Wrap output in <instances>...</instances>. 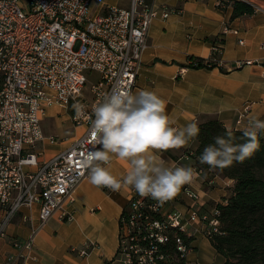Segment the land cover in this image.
Here are the masks:
<instances>
[{"label": "built area", "instance_id": "1", "mask_svg": "<svg viewBox=\"0 0 264 264\" xmlns=\"http://www.w3.org/2000/svg\"><path fill=\"white\" fill-rule=\"evenodd\" d=\"M105 2L0 0V239L6 238L20 209L36 202L41 205L40 227L57 213L73 218L67 205L75 201L77 187L88 178L81 161L102 146L94 144L91 120L77 119L74 111L73 122L86 125V131L63 151L42 160L39 142L59 140L45 134L43 117L53 105L71 108L76 102L92 116L94 106L114 88L134 93L151 23L173 11L167 4L149 0H132L123 8L107 5V12L95 7H104ZM222 48L221 41L214 44L203 66H222ZM196 63V57H190L187 66ZM236 63L242 67L255 62L238 59ZM90 71L98 77L89 98L84 89ZM253 105L254 101L243 105L240 124ZM194 169L198 175L204 173L199 165ZM131 192L120 218L118 253L123 264H187L193 249L190 226L201 223V231L210 239L224 233L218 207L204 213L192 207L183 210L176 198L161 205L140 197L134 189ZM182 193L195 201L201 196L190 185L182 187ZM38 229L33 228L25 247L32 246ZM95 245L89 241L79 253L86 255Z\"/></svg>", "mask_w": 264, "mask_h": 264}, {"label": "crops", "instance_id": "2", "mask_svg": "<svg viewBox=\"0 0 264 264\" xmlns=\"http://www.w3.org/2000/svg\"><path fill=\"white\" fill-rule=\"evenodd\" d=\"M132 0H106L107 5L129 7ZM167 4L172 13L156 18L150 26L148 46L137 78L134 93L155 91L166 101L167 114L176 126L189 122L198 124L217 117L232 129L242 130L250 119L264 120V0H243L255 7L251 15L233 17V0H149ZM223 44L222 66L188 67L190 57L208 59L213 45ZM238 59H252L255 63L239 67ZM185 69L184 72H181ZM254 101L253 108L242 123L238 117L243 105ZM66 107L53 105L43 117L46 135H56V143L39 142L41 159L47 160L69 147L82 135L86 125H76ZM44 124L47 128L44 127ZM198 148L197 138L189 145L160 153L169 166L192 167L200 164L189 154ZM117 178L128 170L127 161L113 157L107 166ZM235 180L204 171L190 185L200 193L197 201L185 196L182 189L175 198L178 206L196 208L201 213L212 212L225 203L234 189ZM184 187V186H183ZM133 188L120 191L97 187L86 178L77 187L75 201L67 210L73 218L65 219L57 213L40 227V203L22 207L8 226V234L0 239V264H123L119 258L120 218L128 206ZM33 228H39L30 248L25 243ZM202 230L201 223L189 227L192 251L187 264H225L212 239ZM96 245L86 255L79 250L85 243ZM19 242V245H16Z\"/></svg>", "mask_w": 264, "mask_h": 264}, {"label": "clouds", "instance_id": "3", "mask_svg": "<svg viewBox=\"0 0 264 264\" xmlns=\"http://www.w3.org/2000/svg\"><path fill=\"white\" fill-rule=\"evenodd\" d=\"M77 119L91 120L94 144L101 149L88 152L82 167L88 171L89 182L111 191L133 188L142 198H151L159 204L173 200L185 185H191L198 174L188 166L168 165L160 153L189 145L196 139L200 128L197 122L177 127L176 120L166 112V101L155 91L139 90L136 93L114 88L86 113V106L72 105ZM223 123V122H222ZM224 136L214 138L198 157L201 164L212 170L229 168L234 162L243 163L260 148L259 135L264 134V120L250 119L243 128L247 141L234 143L230 125L223 123ZM113 157L129 164L127 173L117 178L109 168Z\"/></svg>", "mask_w": 264, "mask_h": 264}, {"label": "trees", "instance_id": "4", "mask_svg": "<svg viewBox=\"0 0 264 264\" xmlns=\"http://www.w3.org/2000/svg\"><path fill=\"white\" fill-rule=\"evenodd\" d=\"M233 17L251 15L255 7L243 0H233ZM197 65L203 67L204 61L196 57ZM215 65H211V68ZM2 79L0 77V88ZM74 112V110H72ZM198 148L194 151L200 166L210 172L235 180L232 195L225 203H219V218L223 234H216L212 239L217 250L224 255L225 264H264V134L259 135L260 148L251 158L243 163L234 162L229 168L212 170L201 164L198 157L204 148L214 144V138L225 135L223 123L217 117H210L198 124ZM234 143L243 144L247 138L243 131L232 129Z\"/></svg>", "mask_w": 264, "mask_h": 264}, {"label": "rangeland", "instance_id": "5", "mask_svg": "<svg viewBox=\"0 0 264 264\" xmlns=\"http://www.w3.org/2000/svg\"><path fill=\"white\" fill-rule=\"evenodd\" d=\"M89 81H87L88 83H87V85H86V87H85V89H84V96H86V97H92V94L90 93V87H91V84H92V82H95V80L97 79V77H98V73H96V72H94V71H90L89 73ZM67 110H69L68 112L70 113V114H72L73 112H72V110H74L73 109V107L71 106V108L69 107V108H67ZM44 127L45 128H47V126L44 124ZM111 191V190H110Z\"/></svg>", "mask_w": 264, "mask_h": 264}]
</instances>
